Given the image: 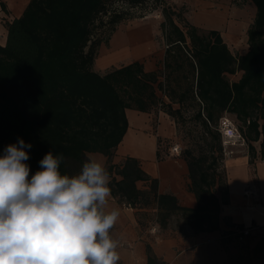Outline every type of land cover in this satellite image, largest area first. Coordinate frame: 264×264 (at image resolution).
Returning a JSON list of instances; mask_svg holds the SVG:
<instances>
[{"label": "trees", "instance_id": "trees-1", "mask_svg": "<svg viewBox=\"0 0 264 264\" xmlns=\"http://www.w3.org/2000/svg\"><path fill=\"white\" fill-rule=\"evenodd\" d=\"M114 1L29 0L22 14L6 23V41L0 44V156L20 139L30 143L25 161L30 178L41 170L39 161L50 151L63 154L60 171L69 175L79 172L88 152L102 153L112 196L119 202L155 207L161 227L179 215L196 232L217 230L221 205L228 203L217 129L224 113L240 122L248 162L264 160V0H250L254 16L246 30L248 49L242 54H234L217 29L201 31L180 10L164 5L162 65L145 71L135 60L102 74L93 69L103 40L94 36V29L97 22L114 31L125 18L122 8L110 10L108 4ZM122 1L137 6L149 0ZM238 73L236 79L228 77ZM126 108L144 112L160 108L176 124L185 109H194L196 133L190 132V146L181 157L196 206L158 192V179L138 158L126 156L120 166L111 162L128 127ZM156 157L160 159L158 147ZM113 168L117 176L112 175ZM138 181L147 186L139 187ZM218 188L222 197L215 192ZM146 264H164L149 245Z\"/></svg>", "mask_w": 264, "mask_h": 264}, {"label": "clouds", "instance_id": "clouds-1", "mask_svg": "<svg viewBox=\"0 0 264 264\" xmlns=\"http://www.w3.org/2000/svg\"><path fill=\"white\" fill-rule=\"evenodd\" d=\"M20 139L0 156V264H118L112 234L121 211L109 207L111 177L88 155L78 173L62 174V153L48 152L29 178Z\"/></svg>", "mask_w": 264, "mask_h": 264}, {"label": "crops", "instance_id": "crops-1", "mask_svg": "<svg viewBox=\"0 0 264 264\" xmlns=\"http://www.w3.org/2000/svg\"><path fill=\"white\" fill-rule=\"evenodd\" d=\"M1 1L4 2L5 8L0 4V44H4L7 36L6 23L19 17L29 0ZM240 23L239 21L235 23L236 30L241 28ZM158 24L160 25L159 21ZM116 30L108 40H102L99 43L93 63L94 70L103 74L113 67H119L135 60L142 63L145 71H154L161 66L166 46L160 37L161 34H158V47L154 50L146 48L149 51L142 53L143 51L137 43L129 45L125 39L121 45H113L112 37ZM247 49L246 40V49L239 54L244 53ZM125 113L128 127L122 141L114 150L111 162L120 166L126 156L138 158L143 169L158 179V192L172 193L177 196L182 205L196 206V198L188 188L187 164L180 153L171 152L163 159L156 157L158 137H172L176 132L174 120L160 108L149 112L126 108ZM155 117L158 120L156 128L152 124ZM91 153L99 152H88V155ZM102 156L97 157L101 158L105 164L107 157L104 154ZM114 169L112 175H116ZM137 185L143 188L147 186L142 181H138ZM238 196L240 195L234 196V201H237ZM109 207H118L121 211L112 234L121 241L118 251L119 261L122 264H146L148 245L153 253L164 261V264H254L258 245L260 246L257 242L244 241L251 238L252 232L251 236L234 246L226 243L223 241L224 236L221 235V221H219L217 230L196 232L185 219V224L182 226L175 227L168 223L167 226L161 227L156 221L157 209L155 207H125L112 195L109 199ZM138 212H140L139 215L145 214V212L146 215H151L152 219L148 225L142 227L139 224ZM228 212L233 214L229 210ZM259 223L264 225V218Z\"/></svg>", "mask_w": 264, "mask_h": 264}, {"label": "rangeland", "instance_id": "rangeland-1", "mask_svg": "<svg viewBox=\"0 0 264 264\" xmlns=\"http://www.w3.org/2000/svg\"><path fill=\"white\" fill-rule=\"evenodd\" d=\"M0 4L5 8L3 1L0 0ZM164 5L172 6L175 10H180L186 20L192 21L201 31L217 29L234 54H239L246 49V30L254 16V4L250 0H161V2L149 0L137 6H129L122 0L110 2L108 4L110 10L122 8L126 12L125 18L117 23L115 27V30H117L112 37V44L119 46L125 39L129 45L137 43L139 48L141 47L142 53L149 51L146 48L156 49L159 41L157 40L159 39L158 34H161L160 37L163 40L158 21L160 22L163 19L161 8ZM205 13L219 16L223 19V22L206 24L202 20V16ZM103 20L107 21L105 15L103 16ZM138 20L143 21L134 22ZM237 21L241 22V28L238 30L234 26ZM96 24L94 36H100L103 40H108L115 31H111L107 24L99 25L97 22ZM228 77L236 79L238 78V74L235 76L228 75ZM162 93L158 90L160 96H163ZM183 112V119L185 121L180 117L181 119L178 120V123H175V134L172 137H158L157 147L160 159L170 155V148L175 144L180 148V156L183 155V149L186 146H190V132L192 134L196 133L192 120L194 109L187 108ZM223 115L230 118L239 131L240 122L235 116L227 112ZM152 124L154 128L157 127L158 120L156 117L152 120ZM221 143L224 153V176L228 184V203L221 205L219 213V221L222 223L221 235L224 236L223 241L231 244V246L241 243L245 238L242 240L237 239L234 230L240 227H251L252 236L250 233L251 238L244 241L260 244V246L258 245L254 264H262L264 263V247H262L264 246V225H261L259 221L264 218V160L256 158L254 163L248 162L247 143L241 135L238 138L233 137L224 142L221 137ZM255 146L259 148V142H255ZM91 155L103 157L101 153H91ZM105 167L107 168V161ZM215 192L222 197L223 191L221 188L216 189ZM236 194L240 196L237 197V201H234ZM116 200L118 201L117 198ZM149 208H152V206ZM228 210L233 212V214H230ZM146 214L145 212V214L140 215L141 223L139 222V224L142 227L146 224L148 225L152 219L151 215ZM169 224L179 227L184 225L185 221L179 215H174L170 218ZM118 264L122 263L119 261Z\"/></svg>", "mask_w": 264, "mask_h": 264}, {"label": "built area", "instance_id": "built-area-1", "mask_svg": "<svg viewBox=\"0 0 264 264\" xmlns=\"http://www.w3.org/2000/svg\"><path fill=\"white\" fill-rule=\"evenodd\" d=\"M217 129L219 130L221 134L223 142L233 137L238 138L240 135V132L237 130L236 125L232 122L230 118H228L225 115H222L219 118ZM170 151L172 153H180V148L178 145L175 144L170 148ZM123 205L125 204L123 203ZM251 230H252L251 227H243V228L240 227L234 230V234L237 237V239L242 240L251 233Z\"/></svg>", "mask_w": 264, "mask_h": 264}, {"label": "bare ground", "instance_id": "bare-ground-1", "mask_svg": "<svg viewBox=\"0 0 264 264\" xmlns=\"http://www.w3.org/2000/svg\"><path fill=\"white\" fill-rule=\"evenodd\" d=\"M202 20L203 22L206 24H216V23H222L223 19H221L219 16H215L213 14H207L205 13V15L202 16Z\"/></svg>", "mask_w": 264, "mask_h": 264}]
</instances>
